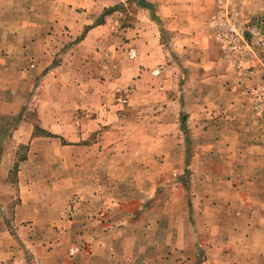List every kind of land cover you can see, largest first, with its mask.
Segmentation results:
<instances>
[{
	"label": "crops",
	"instance_id": "obj_1",
	"mask_svg": "<svg viewBox=\"0 0 264 264\" xmlns=\"http://www.w3.org/2000/svg\"><path fill=\"white\" fill-rule=\"evenodd\" d=\"M15 1L0 0V32L9 37L0 40V79L35 82L0 153L2 160L19 159L9 187L18 197L16 231L5 236L0 264H264V140L245 79L211 30L218 0H145L118 35L96 18L124 0H64L65 13L50 8L52 0L45 10L40 0L10 6ZM153 3L161 29L151 18ZM59 25L80 37L54 38ZM123 34L130 42L119 41L126 51L115 56L110 38ZM122 66L136 84L133 105L142 104L146 79V105L163 118L156 125L188 131L177 137L178 150L160 154L157 138L147 136L146 150L124 166H132L131 179L121 172L130 153L119 150L118 133L128 121L104 117L113 114L106 99L123 86ZM108 76L111 89L101 80ZM65 91L70 115L61 119L56 104ZM37 93L55 96L54 106L36 102ZM171 111L173 122L166 120ZM20 145L28 146L23 155ZM155 158L164 160L156 168ZM170 159L178 174L173 215L169 185L154 181L169 174Z\"/></svg>",
	"mask_w": 264,
	"mask_h": 264
},
{
	"label": "rangeland",
	"instance_id": "obj_2",
	"mask_svg": "<svg viewBox=\"0 0 264 264\" xmlns=\"http://www.w3.org/2000/svg\"><path fill=\"white\" fill-rule=\"evenodd\" d=\"M42 1V10L47 9L49 6V0H40ZM26 2L32 3L33 0H27ZM64 0H52V3H50V8L57 7L60 10L64 11L66 10V6L64 5ZM154 4V3H153ZM25 5L24 0H16L15 2H10V6L14 7H23ZM145 0H124L120 3H114V5H110L106 9L98 15L96 18V22H105L108 23L109 28L113 30V33L119 34V32L122 33V30L129 25H132L133 22L136 20V15L140 8L146 7ZM61 8V9H60ZM84 7L81 6V9ZM223 11V16L227 18L229 21L233 23V31L230 32V38L233 42L240 40V44L237 45V48L233 50V53L227 54V49L230 45H232L231 42L227 41H219L217 32L214 29L212 25V19H211V30L218 39L219 43L222 44V48L225 51L226 58L229 59L232 66L235 68L236 71H239L244 79H245V85L244 90L245 93H248L251 98L250 107H251V113L253 116V121H255L256 125V132L262 140H264V111H261L262 113H259L255 111L254 109V100L255 96L262 88L263 93L261 94L262 100L264 101V0H218V8L216 9V12ZM151 18L155 22L156 26L158 28H162L164 23L161 21L160 16L158 14V7L156 4L152 5L151 7ZM215 12V14H216ZM25 15L22 14H13L10 16V19H14L17 21H21L22 17ZM58 16V15H57ZM27 17V16H25ZM45 17H49L47 15H42L41 18H43V27H42V33L43 35L46 34L47 26L46 21H44ZM138 18V17H137ZM138 21H141L140 18H138ZM49 22V21H48ZM70 27L65 25L64 27L62 25H59L57 28V33H55L54 38L58 39H66L70 40L74 38V40L78 39L80 36L73 35L69 33ZM159 30V29H158ZM243 30V32H242ZM169 33H163V41L165 43H168L170 41V37L168 35ZM7 37L6 35L2 36V33L0 32V40H4ZM76 38V39H75ZM117 39V36L113 39L110 38V42L114 43L116 50H119V41H124L126 43L130 42V39ZM115 40V41H113ZM121 46V43H120ZM126 51V48H124L122 51L119 50V52H112L115 56L118 54H124ZM246 52L241 57V52ZM129 55L135 56L136 52L134 48H130L127 51ZM114 56V57H115ZM227 59V60H228ZM243 62V66L241 67L238 65L237 62L241 61ZM122 78L121 81H123L122 88L117 92L116 94L113 93L111 97L106 99L107 101V108H112L113 114L112 116L109 115L107 112L104 113V117L106 120H109L110 118H114V120L120 121L125 120L128 121L126 123L122 122V126L118 128L119 135L121 136V144L119 146V150L122 151H128L130 153V157L126 160H122V175L123 177H127V179H131L134 175V171H131V165H128L129 169H125L124 166L126 164H131V160H135V157L137 156L140 151L146 150V143L148 144L147 139H145L149 135H154L157 140H155L154 145V152L155 154H160L162 152H170L177 149V137L179 136L180 139L188 136L187 128H179L177 125H170L168 127H161L160 125H156L157 121L160 123L161 119H163L161 116V111H152L151 105H146V92L145 88L147 86L146 79L141 82V91L139 93V98L142 100V104L140 105H133L130 101L131 94L134 92V88L136 87V84L133 80H131L132 71L131 68L122 66ZM248 77V78H247ZM108 77H102L101 80H104V82L107 81V84H105L106 89H111L112 84L109 82L112 79L108 80ZM135 79V77H134ZM39 81V80H38ZM36 82L37 85L41 82ZM25 82V83H24ZM33 82H35L33 79L31 80H24L19 79L17 77L13 78H4L0 79V153L3 146L9 147L6 143L8 138L11 134V128L13 127V123L18 114V108L23 104L25 101V98L27 99L26 102H28L29 95H26L27 92L30 91V89H33ZM149 85L151 84L150 81L147 82ZM10 84V85H9ZM64 84V83H62ZM26 86V87H24ZM63 86V85H62ZM69 86V84H67ZM10 88V89H9ZM30 88V89H29ZM65 89V88H64ZM15 92L14 96L13 93ZM17 92L20 94H17ZM72 92V91H71ZM70 92V94H71ZM190 95H192V91L190 92ZM71 96V95H70ZM67 92L61 93L59 95V99L56 105H59V109L62 111L58 112V115L62 118H65L67 115H70L69 112H66L65 106L69 102L70 97ZM37 99V100H36ZM36 102L39 100L42 103H44L48 108L54 106L55 96L52 94H45L44 93H37L35 95ZM155 102H161L160 100H157ZM156 109V108H155ZM174 111H171L169 116L166 118L168 121H174ZM31 113V112H30ZM114 113L116 116H114ZM263 114V117L261 116ZM28 115V113H27ZM30 115V114H29ZM78 117L79 114H77ZM29 117H34V115H31ZM165 118V117H164ZM181 118V116H180ZM150 122L149 124H147ZM171 122V123H172ZM10 124L8 127H6L7 124ZM145 125H141V124ZM153 124V125H152ZM165 136H169V140L165 138ZM6 141V142H5ZM181 144V143H179ZM187 144V143H186ZM19 147V146H18ZM27 145H20L19 147V154L23 155L27 152ZM144 159V158H142ZM145 160V159H144ZM19 159L12 160L11 158L7 159H1L0 158V261L3 260L7 255L3 254L1 249L7 245L8 240L5 239V236L11 232L14 233L16 231L15 225L11 221V216L13 215V212L15 211V205L18 203V197L15 193H11V188L9 190V187H14L15 183L17 181V176L15 175L16 167L18 165ZM47 162H50L51 160H46ZM14 162V163H12ZM164 160L161 158H155L154 159V165L153 167L156 168V166L161 165ZM167 162V171L169 174L167 176H159V179L155 178V183H166L169 185V191L166 194H170V214H174L175 208H177V202L173 201V195L175 189V183L177 179V170L176 168H172L175 165H172V160H166ZM8 163H10L8 165ZM8 167L11 169L10 174L6 175L3 174L2 171H6ZM174 189V190H173ZM165 193V192H164ZM165 195V194H164ZM171 226L174 227V223L171 222ZM77 247L71 246L70 249ZM79 247V246H78ZM80 248V247H79ZM81 249V248H80ZM70 253V250H69Z\"/></svg>",
	"mask_w": 264,
	"mask_h": 264
},
{
	"label": "built area",
	"instance_id": "obj_3",
	"mask_svg": "<svg viewBox=\"0 0 264 264\" xmlns=\"http://www.w3.org/2000/svg\"><path fill=\"white\" fill-rule=\"evenodd\" d=\"M224 12L220 11V12H216V14H214L213 18H212V25L214 27V29L217 32V36L219 41H227V42H231L232 45H230L227 49V54H231L233 53V50L237 48V45L240 44V40H237L235 42L232 41V39L230 38V32L233 31V23L231 21H229L227 18H225L223 16ZM243 32V30H242ZM241 52V57L243 54H245L242 51H239V53ZM238 65H240L241 67L243 66V62L242 59L241 61L237 62ZM263 90L262 88L260 90H258L256 96H255V100H254V109L255 111L262 113L261 111H264V101L262 100V94ZM263 117V114L261 115ZM78 248H73L72 252H76Z\"/></svg>",
	"mask_w": 264,
	"mask_h": 264
}]
</instances>
